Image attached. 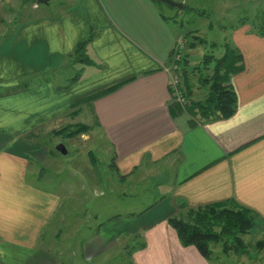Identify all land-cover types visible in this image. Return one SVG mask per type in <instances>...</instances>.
<instances>
[{
	"label": "crops",
	"instance_id": "1",
	"mask_svg": "<svg viewBox=\"0 0 264 264\" xmlns=\"http://www.w3.org/2000/svg\"><path fill=\"white\" fill-rule=\"evenodd\" d=\"M6 1L0 0V9ZM254 1L264 11V0ZM18 23L0 39V264H63V242L46 243L45 234L65 208L64 198L28 177L40 178L44 163L58 157L38 135H53L68 124L92 126L75 137L85 147L100 136L109 143V169L123 182L142 166L158 163L172 173L169 190L153 207L133 216L114 214L91 232L101 243L72 241L69 256L90 263L107 258L128 237L142 235L147 246L134 254L135 264H212L196 247L183 246L168 223L181 205L234 200L264 222V33L259 22L243 19L231 32L245 65L231 79L238 98L235 114L207 123L172 100L165 68L185 35L178 37L153 0H73L57 14L37 12ZM92 32L96 36L87 53L94 62L70 57ZM70 68L79 72L68 76ZM23 79L29 80L27 86L19 88ZM120 82L110 93L87 100ZM90 151L86 160L95 165Z\"/></svg>",
	"mask_w": 264,
	"mask_h": 264
},
{
	"label": "rangeland",
	"instance_id": "2",
	"mask_svg": "<svg viewBox=\"0 0 264 264\" xmlns=\"http://www.w3.org/2000/svg\"><path fill=\"white\" fill-rule=\"evenodd\" d=\"M48 3H39L38 0H9L0 9V39L6 38L21 20L28 15H37V12L57 14L60 10L71 5L73 0H48ZM185 4V3H184ZM186 7L167 8L163 5L164 12L171 16L169 25L177 30L178 37L185 35L188 31L199 29V33L209 40L208 43H198L190 48L191 67H194L210 50V43L223 42L224 38L231 36L233 28L239 21L249 18L256 20L258 29H262V17L264 11L254 0H187ZM34 7V8H32ZM37 11V12H36ZM260 12V13H259ZM8 27H3L4 24ZM10 24H12L10 26ZM221 48L215 49V54L220 55ZM79 71L70 68L65 73L75 75ZM195 79V78H194ZM201 84V83H200ZM202 85V84H201ZM195 91L200 98L204 95L201 86L195 83ZM42 144L52 148L56 154L54 160L44 163V171L38 173L39 177L29 173V179L40 186L58 192L64 198L65 208H62L55 219L54 224L46 231L45 242L53 244L63 242L60 247L65 250L63 264H131L133 256L129 257L124 251L126 244L135 240L130 236L122 241L121 247L113 248L107 258L96 261H87L84 257H72L68 249L70 242L77 240L83 242L90 240L99 244L102 239L91 235L101 223L106 222L114 214H127L131 212H142L166 193L172 183V173L166 172L167 167L162 163L155 166L141 167L128 181H121L115 169H109L113 161L112 151L109 143L100 136L96 141H91L88 147L78 138H64L52 134H39L37 137ZM64 143L68 154H62L57 146ZM94 150L96 163L90 165L87 151ZM53 161V162H52ZM41 166L39 165V168ZM126 193V196H122ZM115 216V215H114ZM59 240L56 235L59 232ZM59 228V229H58ZM80 234L77 235L78 231ZM54 237V238H53ZM139 236V243L143 238ZM264 240V222H258L254 230L245 236L249 245L247 253L238 254L234 251L228 254L223 252L222 244L215 247L212 264H264V247L259 248L257 242Z\"/></svg>",
	"mask_w": 264,
	"mask_h": 264
},
{
	"label": "trees",
	"instance_id": "3",
	"mask_svg": "<svg viewBox=\"0 0 264 264\" xmlns=\"http://www.w3.org/2000/svg\"><path fill=\"white\" fill-rule=\"evenodd\" d=\"M160 9L162 17L169 21L171 16L164 12L163 5L167 8H176L170 0H153ZM186 3L184 7H186ZM264 33V27L260 29ZM95 33L82 41L74 50L70 57L83 63H93L94 60L87 53L88 46L93 41ZM189 39L188 51L198 43H208L209 40L199 33V29L188 31L185 38ZM8 38L5 40L7 41ZM175 47L171 51L174 53ZM208 50L202 59L191 67L190 52H186L181 64V86L188 96L186 111L202 123H207L217 119H227L233 116L237 110L238 98L232 86V76L244 69V56L240 50L232 43L231 38H224L223 42L214 41L209 45ZM221 48L220 55L215 54V49ZM78 76V75H77ZM78 78V77H76ZM195 78V79H194ZM29 80L23 79L19 88L27 86ZM120 82L112 87L104 89L88 97V101L94 100L102 95L110 93L120 87ZM195 83L204 90L201 98H194ZM202 85H201V84ZM198 96V95H197ZM174 102V101H173ZM181 110L183 108L174 102ZM75 112V111H74ZM72 112L71 114H73ZM92 126L85 123L68 124L53 131L56 136L64 138H75L91 131ZM90 153H94L90 151ZM151 204L144 211L153 207ZM130 216L136 212L128 213ZM138 214V215H139ZM168 223L176 230L180 242L183 246H194L200 254L208 261H212L215 254V247L222 244L223 252L228 254L234 251L238 254L247 253L249 245L245 241L248 235L258 223L257 214L251 209L238 205L234 200H223L198 207H190L186 204L180 206V212L168 218ZM140 235H135V240L126 244L123 248L129 257L138 250L147 246L143 238L139 243L137 239ZM259 248L264 247V240L257 242ZM131 264L135 261L131 259Z\"/></svg>",
	"mask_w": 264,
	"mask_h": 264
},
{
	"label": "built area",
	"instance_id": "4",
	"mask_svg": "<svg viewBox=\"0 0 264 264\" xmlns=\"http://www.w3.org/2000/svg\"><path fill=\"white\" fill-rule=\"evenodd\" d=\"M189 39L186 37L176 44L172 55V63L165 70L170 74V92L172 100L186 110L188 105V96L181 86L182 60L188 51Z\"/></svg>",
	"mask_w": 264,
	"mask_h": 264
},
{
	"label": "water",
	"instance_id": "5",
	"mask_svg": "<svg viewBox=\"0 0 264 264\" xmlns=\"http://www.w3.org/2000/svg\"><path fill=\"white\" fill-rule=\"evenodd\" d=\"M175 6L179 7V8H183L184 7V2L182 1H178V0H170ZM39 3H48V0H38ZM57 149L59 152H61L62 154H68V149L66 147V145L64 143H61L57 146Z\"/></svg>",
	"mask_w": 264,
	"mask_h": 264
}]
</instances>
